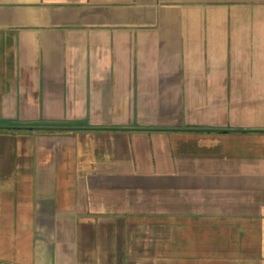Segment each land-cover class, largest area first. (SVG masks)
I'll list each match as a JSON object with an SVG mask.
<instances>
[{"label":"crops","instance_id":"1","mask_svg":"<svg viewBox=\"0 0 264 264\" xmlns=\"http://www.w3.org/2000/svg\"><path fill=\"white\" fill-rule=\"evenodd\" d=\"M0 264H264V0H0Z\"/></svg>","mask_w":264,"mask_h":264},{"label":"water","instance_id":"2","mask_svg":"<svg viewBox=\"0 0 264 264\" xmlns=\"http://www.w3.org/2000/svg\"><path fill=\"white\" fill-rule=\"evenodd\" d=\"M51 129H64V128H58V127H57V128H51ZM202 130H204V129H202Z\"/></svg>","mask_w":264,"mask_h":264}]
</instances>
